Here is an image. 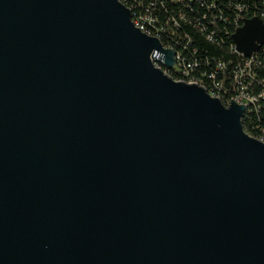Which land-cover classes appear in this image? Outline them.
Here are the masks:
<instances>
[{
  "label": "water",
  "instance_id": "obj_1",
  "mask_svg": "<svg viewBox=\"0 0 264 264\" xmlns=\"http://www.w3.org/2000/svg\"><path fill=\"white\" fill-rule=\"evenodd\" d=\"M175 55L120 0H0V264H264V143Z\"/></svg>",
  "mask_w": 264,
  "mask_h": 264
},
{
  "label": "trees",
  "instance_id": "obj_2",
  "mask_svg": "<svg viewBox=\"0 0 264 264\" xmlns=\"http://www.w3.org/2000/svg\"><path fill=\"white\" fill-rule=\"evenodd\" d=\"M133 8L134 17L150 27L163 45L179 53L192 72L186 81L202 82L211 88L213 80L208 74H216V82L222 85L220 92L227 98L234 93L232 71L244 59L234 53L232 37L246 20L260 17L264 21V0H120ZM149 21L152 22V26ZM258 55L252 71L255 80L254 94L264 92V53ZM256 55V56H257ZM219 63L225 69L219 71ZM202 73H207L202 77ZM174 80L181 76L171 73ZM258 108L253 107L243 119L244 130L252 137L264 139V99Z\"/></svg>",
  "mask_w": 264,
  "mask_h": 264
},
{
  "label": "built area",
  "instance_id": "obj_3",
  "mask_svg": "<svg viewBox=\"0 0 264 264\" xmlns=\"http://www.w3.org/2000/svg\"><path fill=\"white\" fill-rule=\"evenodd\" d=\"M193 1L197 2L198 0H193ZM126 7L131 10L132 22L134 23V25H135V27L137 29H139L142 33L146 34L147 36L159 39L157 36H155L153 34V32L150 29V27L147 26L142 21V19L134 17L133 8L128 7V6H126ZM258 18H260V17H258ZM260 19L264 23L263 19L262 18H260ZM149 23L150 24H148V25L152 26V22L149 21ZM243 25H244V23H242V25L239 28H241ZM237 30H236V32H237ZM232 41H233V37H232ZM162 45H163V43H162ZM164 48L168 49V50H173L176 53V55H175L176 63H175V66L172 69H166L161 64L156 63V66L158 68H161L164 71V73L167 76H169L170 78H172L171 73H174L176 75L181 76V78H180L181 80H174L172 78L176 82H183V83H186V84L195 83L198 86L204 87V89L209 93V95L212 98H217L218 100H220L221 103L225 107H229L232 102H234V103H236V104H238L240 106H244L246 108V112H245V114H244V116L242 118V122H243V119L250 112L251 108H253V107L258 108L257 107L258 100L259 99H264V92L263 93H258V96L254 94V89H255L256 84H255V80L252 77L253 68L256 65L257 60H259L257 54H259L261 52L264 53V46H262L261 49L258 52H255L254 54H252L251 57L247 58V57H245L244 55L240 54L237 51L236 45L233 42L234 53L237 54L238 56L242 57L244 60L237 67H235L233 69V71H232V78H233V80L235 82V87L233 88L234 93H232V95L229 98H227V100L225 101L226 103H223V101L226 99V97L224 95H222V93L220 92V88L222 87V85L219 84L218 82H216L217 79H216V74L215 73L212 72V73L208 74L209 79L213 80L211 88H208L203 83V81L202 82H197V81H192V80L191 81H186L187 77H189L191 72H192L191 66H186V64H184V62H183V59L180 57L179 53L176 52L174 49L168 48V47H165V46H164ZM217 69L219 71H222V70L225 69V65L223 63H219L218 66H217ZM201 75H202V77H206L207 73H202ZM259 109L260 108H258V110ZM245 133L248 136H250L246 131H245ZM250 137H252V136H250ZM252 138L264 143V139H262V138L261 139L255 138V137H252Z\"/></svg>",
  "mask_w": 264,
  "mask_h": 264
}]
</instances>
